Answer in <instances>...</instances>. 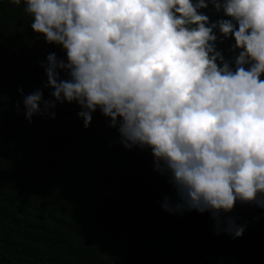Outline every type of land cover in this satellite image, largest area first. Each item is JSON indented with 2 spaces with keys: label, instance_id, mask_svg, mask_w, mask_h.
Returning a JSON list of instances; mask_svg holds the SVG:
<instances>
[{
  "label": "clouds",
  "instance_id": "9594fccd",
  "mask_svg": "<svg viewBox=\"0 0 264 264\" xmlns=\"http://www.w3.org/2000/svg\"><path fill=\"white\" fill-rule=\"evenodd\" d=\"M12 3L66 52L42 64L51 99L20 90L29 123L67 102L87 129L99 109L126 149H150L168 176L178 201L165 197L164 211L210 212L217 234L242 237L246 225L222 216L237 203L264 208V0ZM209 4L227 19L212 22ZM221 36L234 37L231 58Z\"/></svg>",
  "mask_w": 264,
  "mask_h": 264
},
{
  "label": "trees",
  "instance_id": "16d2710c",
  "mask_svg": "<svg viewBox=\"0 0 264 264\" xmlns=\"http://www.w3.org/2000/svg\"><path fill=\"white\" fill-rule=\"evenodd\" d=\"M31 22L23 4L0 0V264H264V208L237 203L222 216L246 225L235 239L210 212L164 211L165 197L178 201L168 176L150 149H126L99 109L87 129L67 102L29 123L20 90L51 99L42 64L53 52L66 60ZM234 43L221 36L217 49L231 58Z\"/></svg>",
  "mask_w": 264,
  "mask_h": 264
}]
</instances>
